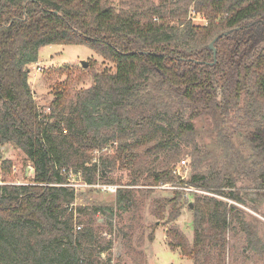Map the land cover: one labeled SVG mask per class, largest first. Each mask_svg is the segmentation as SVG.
<instances>
[{
    "label": "trees",
    "instance_id": "16d2710c",
    "mask_svg": "<svg viewBox=\"0 0 264 264\" xmlns=\"http://www.w3.org/2000/svg\"><path fill=\"white\" fill-rule=\"evenodd\" d=\"M122 3L116 10L104 0H0V147L20 150L34 171L29 184L0 185V264H99L111 248L100 227L105 220L111 226L113 210L93 209L75 230L70 172L88 184L98 170L115 169L129 172L125 187L142 178L171 184L184 155L192 173L177 177L176 187L233 202L194 197L191 244L178 229L168 231V247L201 264H209L212 249L214 264H224L235 203L244 205L233 191L239 179L264 193V46H255L264 38V0ZM49 45L85 46L114 71L94 72L88 89L72 99L57 94L40 111L29 66ZM151 81L161 96L147 89ZM228 116L236 121L228 124ZM104 148L112 153L94 162ZM162 156L157 170H145L148 159ZM182 190L153 216L177 219L188 203ZM133 198L118 189L114 205L127 211Z\"/></svg>",
    "mask_w": 264,
    "mask_h": 264
},
{
    "label": "rangeland",
    "instance_id": "374dc122",
    "mask_svg": "<svg viewBox=\"0 0 264 264\" xmlns=\"http://www.w3.org/2000/svg\"><path fill=\"white\" fill-rule=\"evenodd\" d=\"M104 1L116 10L126 8L122 3L124 0ZM154 1L160 3L161 0ZM192 17L197 24L206 23L201 15L192 14ZM255 46L258 49L262 48L264 38L257 40ZM82 63H86V66L84 67ZM104 71L112 73L114 65L85 46L49 45L41 49L37 63L29 66V82L38 108L40 111L47 112L48 105L57 94L72 99L77 91L88 89L92 85L91 76L94 72ZM220 85V83L217 84L218 89ZM154 87V82L151 81L147 89L154 90L157 95L161 96V92L158 89L155 90ZM218 94L220 95V90H218ZM235 121L228 116V124ZM233 140L236 141L235 138ZM241 151L243 157H249L250 151L246 147H242ZM111 153L112 151L108 148L96 151L93 157L94 162L97 163L101 157H106ZM183 156L181 161L175 165V167L181 168L179 173L173 175L176 182L157 186H153L142 178L134 186L125 187L124 184L129 181L130 176L129 172L124 170L115 169L107 175L98 174V170L95 174L96 182L92 184L86 183L79 174L70 172L73 176L69 178L68 186L75 191V200L68 206V211L73 213L74 229L76 226H78L76 229L83 227L87 218L90 217L89 214L95 208L108 207L113 210V217L109 219L111 226L105 220V224L100 227L105 241H111V248L99 258V264H201L182 256L177 249H170L168 247V231L172 228L178 229L191 244L194 233L192 212L188 205L191 206L190 203H193L194 197L202 199L213 196L228 204L230 200L195 188L188 190L179 188L177 190H182L185 193L183 198L188 203L182 207L177 219L167 222V213H165L164 219L159 220L152 214L157 210V207L158 211L165 208L164 201L173 196V191L176 190L173 188H178L175 186L178 181L187 180L190 177L192 169L187 158H183ZM163 161V156L150 158L146 162L145 170L150 172L157 170ZM182 161H185L184 165H182ZM27 168L29 171L26 176ZM32 171L33 168L25 162L24 155L20 150L9 144L0 147V185L29 184L33 176ZM103 186L117 190L130 189L134 197V206L127 211L117 209L114 205L116 193L104 191ZM230 191L232 190L225 188L224 193ZM233 191L240 193L244 205L234 202L239 213L233 214L231 227L226 234L224 264H264V256H261L260 253L264 245V193L257 192L243 178L239 179ZM96 214L94 219L96 218V223L101 224L103 218ZM245 224L249 231L248 243H250V239L253 242L251 250L246 248L247 234L243 229ZM150 237H152V241H149ZM128 251H130L129 254ZM212 251L209 264H214L215 250L212 249Z\"/></svg>",
    "mask_w": 264,
    "mask_h": 264
},
{
    "label": "built area",
    "instance_id": "2783aa9c",
    "mask_svg": "<svg viewBox=\"0 0 264 264\" xmlns=\"http://www.w3.org/2000/svg\"><path fill=\"white\" fill-rule=\"evenodd\" d=\"M185 164V161H182V165ZM179 169H181L180 167H176L173 171L174 174H177L179 173ZM73 175L72 174H69V178H71ZM71 184V183H70ZM104 191H110V192H113V193H116V188H111V187H107L105 188V186L102 187ZM173 189H179V188H173ZM183 190H188V189H183ZM198 192V191H197ZM229 204L233 203L231 201H228ZM101 216V215H100ZM102 217V216H101ZM103 221V220H102Z\"/></svg>",
    "mask_w": 264,
    "mask_h": 264
},
{
    "label": "water",
    "instance_id": "95a60500",
    "mask_svg": "<svg viewBox=\"0 0 264 264\" xmlns=\"http://www.w3.org/2000/svg\"><path fill=\"white\" fill-rule=\"evenodd\" d=\"M82 65L85 67L86 63H82ZM29 171V168L26 169V176H27V172ZM34 173V171H32V174Z\"/></svg>",
    "mask_w": 264,
    "mask_h": 264
},
{
    "label": "crops",
    "instance_id": "0c3cea01",
    "mask_svg": "<svg viewBox=\"0 0 264 264\" xmlns=\"http://www.w3.org/2000/svg\"><path fill=\"white\" fill-rule=\"evenodd\" d=\"M41 51V50H40ZM38 60H39V58H38Z\"/></svg>",
    "mask_w": 264,
    "mask_h": 264
}]
</instances>
